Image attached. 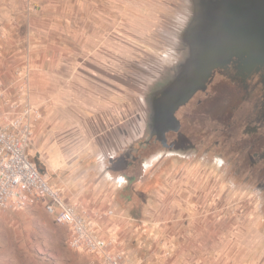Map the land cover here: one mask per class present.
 <instances>
[{
	"label": "rangeland",
	"instance_id": "1",
	"mask_svg": "<svg viewBox=\"0 0 264 264\" xmlns=\"http://www.w3.org/2000/svg\"><path fill=\"white\" fill-rule=\"evenodd\" d=\"M59 1L61 4L69 1L77 12L85 0ZM50 4L51 0H12L9 18L8 15L4 18L0 15V69L9 74L2 77L0 73V80L18 89V80L29 72V98L42 111L41 126L36 129L35 142L29 149L31 158L40 169H44L52 186L60 189L69 200H75L79 193H89V167L100 165L90 162L91 156L101 154L95 151L94 142L99 145L97 138L100 135L104 139L111 135L100 132L106 130L104 123L91 122L88 117L92 111L98 117L104 112L96 91L121 96L124 127L135 118L137 108L140 122L146 123L150 93L155 91L157 98L153 102L157 108L168 81L179 74L189 56L184 35L194 17V3L193 0H102L101 8L112 12L113 17L114 11L120 10V16L117 14L116 20H107L108 27L114 22L118 30L108 29L106 35L100 36L101 47L88 42L89 38L94 40L98 36L57 34L50 29L51 22L65 25V18L61 22L47 17L41 20L44 32H35L38 23L35 17L41 16V11L50 10ZM75 21L76 28L82 26L81 19ZM114 40L122 44V49L117 52V63L112 59H107L105 64L93 61L92 54L98 48L107 56L114 55L111 50ZM36 49H41L48 57L56 53L60 56L56 63L58 67L45 68L52 76L61 77L54 84H49L51 92L46 97H36L37 85L33 81V62L39 59L34 52ZM25 61H32V67H24ZM47 65L50 66L49 63ZM113 79L119 82H111ZM118 160L108 165L120 171L127 169L138 176L130 188L139 187L140 193L147 187H170L176 180L173 177L181 172L179 168L187 162L184 158H177L170 167L160 159L154 167L143 164L142 168L135 169L119 167L125 159L119 156ZM195 161L199 163L203 186L218 191V195L208 198L205 205L216 207L218 222L224 226L219 249H227L229 255L238 259V264H264V199L261 201L260 195L252 188L246 189L226 178L213 165ZM177 162H180L178 166ZM92 173L93 179L102 175L100 172ZM125 181L126 178L120 181L123 187L119 186L120 182L113 185L117 192L116 200L122 192L131 193L125 189ZM132 198L129 196L125 204ZM82 206L78 207L79 212L92 227H96ZM101 213H97L98 217L104 218ZM107 214L111 215L109 211ZM49 215L32 206L15 212H2L0 264H105L96 253L71 247L69 239L65 240L68 234L65 226L56 224L53 216Z\"/></svg>",
	"mask_w": 264,
	"mask_h": 264
},
{
	"label": "crops",
	"instance_id": "2",
	"mask_svg": "<svg viewBox=\"0 0 264 264\" xmlns=\"http://www.w3.org/2000/svg\"><path fill=\"white\" fill-rule=\"evenodd\" d=\"M11 1L0 0V8L2 7L0 15L3 18L5 15H8V18L10 16ZM100 1L102 0H85L76 12L75 5L72 6L69 1L66 4H61L59 0H51L50 10L41 11V16L35 17L38 20L35 25V32L38 34L44 32L41 20H46L47 17L61 22L65 18V25L51 22L50 29L57 34L87 33L90 36H98L94 40L92 37L89 38L88 42L93 46L101 47L100 36L106 35L108 29L118 30L114 22H111V26L108 27L107 20L109 18L116 20L120 10H115L113 17L112 12L101 8ZM4 6H6V12ZM76 19L82 20V26L76 28ZM45 26L46 24H44V28H46ZM86 29L88 30L86 31ZM109 47L111 46L109 45ZM111 48L114 55L109 56L107 53H102L101 48H98L92 54L93 61L98 64H105L107 59H112L116 64L119 60L117 52L122 49V44L114 40ZM28 52L31 55V51ZM34 52H37L39 56V59H34L33 62L35 76L33 81L37 85L36 97L38 95L46 97L51 92L49 84H54L61 77L52 76L45 68L55 67L60 56L56 53L48 57L41 49H36ZM30 55L28 54V56ZM31 62L25 61L23 66L30 68V66L32 67ZM7 70L10 71V68ZM57 70L59 71V69ZM0 73L2 77L9 76L4 70H1ZM110 81L119 82L116 79ZM96 92V98H98L97 100H99L100 107L104 112L98 117L92 111L89 112L91 114L88 117L91 122L100 121V123H104L106 130L100 132L104 135L111 133V135L107 139L100 135L97 138L99 145L94 142L95 151H100L101 154L91 156L90 162H98L100 165L89 167V193L81 192L76 195L75 200H69L60 189L49 184L61 192L65 201L77 207L84 205L82 206L84 211L88 213L89 218L96 226L90 225V228L102 237H114L118 240L120 247L128 254L130 264H238V259L229 255L227 249H219L220 233L224 226L218 222L216 207L213 204L209 207L205 205V201L210 197L217 196L218 191L213 187L203 186L202 175L198 171L199 165L197 164L199 163L195 160H186L187 162L179 168L181 172L173 177L176 180L172 182L170 187H147L140 193L138 190L141 188H130L131 184L138 180L137 176L133 182L128 185L125 184V189L130 190L131 193L122 192V196L116 200L117 192L113 185H117L124 178L127 179V175L131 173L127 169L126 171L113 169L108 164L111 161L116 162L117 158L114 157L115 160H113L111 155L119 151L117 146L121 142L123 134L136 121L138 108L134 113L135 118L124 127L121 96L117 93L107 94L106 92L102 94L105 91L102 92L101 90ZM112 102L113 104H111ZM35 103L41 105L39 102L35 101ZM41 123V120L34 123L33 142H35L36 129L41 126ZM125 159L127 160V158ZM174 160L170 163L164 162L171 167ZM179 161L181 162L182 159ZM179 163L177 162L176 166ZM92 172H100L102 175L93 179L90 175ZM42 173L44 174V169ZM46 175L44 174L45 178ZM119 186H122L121 182ZM129 196L133 198L128 204H125ZM78 202L81 204L79 205ZM32 207L41 208L49 215L42 202ZM110 210L114 211L111 215L107 214ZM98 212H102L101 214H104L105 217L99 218ZM64 226L68 231L66 240L72 235V229L67 225Z\"/></svg>",
	"mask_w": 264,
	"mask_h": 264
},
{
	"label": "flooded vegetation",
	"instance_id": "3",
	"mask_svg": "<svg viewBox=\"0 0 264 264\" xmlns=\"http://www.w3.org/2000/svg\"><path fill=\"white\" fill-rule=\"evenodd\" d=\"M257 1L238 0L237 3L238 7L250 8ZM256 45L246 46L255 48ZM154 92L149 96V114L155 109L153 100L157 97ZM171 106H167V109ZM139 116L123 134L117 146L119 151L111 155L113 160L117 158V162L119 156L123 160L127 158V162H121L119 167L139 169L143 164L154 167L160 159L168 163L177 158L203 161L220 170L226 178L246 189L252 188L263 201L262 59L250 54L233 55L216 67L205 86L198 88L185 103L176 108L175 118L166 122L167 129L162 137L154 131L151 122H140ZM133 174L127 175L126 185L136 179L137 176Z\"/></svg>",
	"mask_w": 264,
	"mask_h": 264
},
{
	"label": "built area",
	"instance_id": "4",
	"mask_svg": "<svg viewBox=\"0 0 264 264\" xmlns=\"http://www.w3.org/2000/svg\"><path fill=\"white\" fill-rule=\"evenodd\" d=\"M29 80V72H25L18 80V89L0 80V214L44 200L54 221L72 229L71 247L96 253L105 264H130L118 240L93 231L78 207L64 200L31 158L34 123L42 117V111L29 98Z\"/></svg>",
	"mask_w": 264,
	"mask_h": 264
},
{
	"label": "water",
	"instance_id": "5",
	"mask_svg": "<svg viewBox=\"0 0 264 264\" xmlns=\"http://www.w3.org/2000/svg\"><path fill=\"white\" fill-rule=\"evenodd\" d=\"M237 2L193 0L194 17L184 35L189 56L179 74L168 81L157 108L146 119L160 137L167 129L166 122L174 120L176 108L205 86L216 67L233 55L250 54L264 61V0L252 3L250 8L238 7ZM247 44L257 45L248 48Z\"/></svg>",
	"mask_w": 264,
	"mask_h": 264
}]
</instances>
